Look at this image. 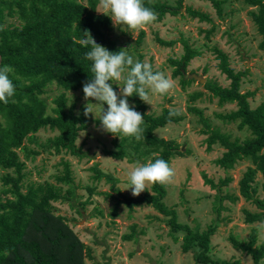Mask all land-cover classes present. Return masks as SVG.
<instances>
[{"label": "trees", "instance_id": "1", "mask_svg": "<svg viewBox=\"0 0 264 264\" xmlns=\"http://www.w3.org/2000/svg\"><path fill=\"white\" fill-rule=\"evenodd\" d=\"M208 1L221 17L223 1ZM244 1L258 7V11L250 15L262 38L260 48H264V2ZM143 2L158 14L155 22L163 20L167 14H179L182 6V0H175L176 5L158 0ZM98 3L99 0H0V66L7 64L14 69L10 79L16 85V95L13 98L16 102L10 100L7 105L0 102V264H85V259L91 258L90 247L72 230L66 217L58 214L52 205L54 201H65L74 206L75 185L68 165H65L64 173L56 177L59 183L67 185L64 191L60 186L45 182L29 185L23 192L21 181L25 164L20 160L17 149H25L22 146L24 139L30 138L31 141L32 136L41 128H50L57 133L47 140L46 146H52L55 153L65 150L74 155H82L75 140L78 132L86 129L89 118L82 113L77 115L71 107L66 108V92L80 90L83 93V83L90 79L91 62L85 59L88 49L80 46L73 38H82L83 31L87 29L96 42L109 51L117 52L122 49L109 36L110 18L96 12ZM186 12L192 18L211 20L207 13L191 6L186 7ZM7 18L15 20L7 22ZM143 36L141 31L136 42L139 43ZM156 41L166 46L176 42L160 37H156ZM179 41L183 53L178 58L170 57L168 62L173 69L172 77L179 78L180 86L185 90L186 85L193 81L187 77L186 68L199 53L183 37ZM215 51L220 59V71L230 82L228 86H222L207 80L204 86L210 96L217 98L219 105H236L234 110L215 115L224 123H236L237 128L248 131V135L243 139L232 138L230 133L212 126L195 106L191 105L189 109L199 115L202 133L207 134V149L210 150L214 144H220L224 148L221 156L215 160L217 165L232 169L236 163L245 159H250L254 164V168L249 167L239 181V191L246 200L252 201L261 209L259 212L244 210L245 222H262L264 199L255 196L257 187L252 186V183L257 172L264 179V103L255 108L250 106L249 98L254 92L240 91L241 80L246 71H234L228 64L227 55L217 48ZM137 59L142 62L141 53H138ZM49 84H55L62 91L54 97L55 106L51 108V113L47 112V104L41 98ZM200 95L201 92L190 94L189 101H194ZM129 102L133 103L136 111L144 115V138L140 141L135 138L121 139L118 142L114 140L115 148L105 149L106 155L116 160L143 163L137 153L141 156L144 152H150L151 148L155 151L151 158L153 162L156 158H162L170 164L173 156L183 154L177 141L153 134L158 127L179 122L182 115L170 120V109L167 107H163L156 115L146 113V104L138 96L130 97ZM94 123L100 126L99 117ZM143 145L146 148L140 150ZM229 180L226 177L222 183ZM206 182H210V179L207 178ZM211 184L214 186L212 181ZM215 188L219 190V186ZM262 190L264 191V183ZM120 195L130 212L137 206L146 205L166 217L170 226L169 233L175 241L178 236L172 232L183 231L181 249L183 252L192 250L196 264H240L239 260L216 259L210 254V237L216 229V222L208 225L205 230H193L188 225L177 222L175 210L162 201L166 195L165 185H151L150 191L136 197ZM226 196L231 201L237 198ZM223 197H216L219 202L215 209L217 215L222 208ZM80 206L83 208V203ZM81 208H77L79 213L82 212ZM131 227L133 229L134 224ZM134 234L133 229L124 238L129 240L134 238ZM228 240L234 249L248 255L252 264H261L264 258V240L257 246L256 230L251 231L246 242L234 235H230ZM6 251L10 255H5Z\"/></svg>", "mask_w": 264, "mask_h": 264}, {"label": "rangeland", "instance_id": "2", "mask_svg": "<svg viewBox=\"0 0 264 264\" xmlns=\"http://www.w3.org/2000/svg\"><path fill=\"white\" fill-rule=\"evenodd\" d=\"M158 1L176 5L175 0ZM221 1V17L208 0H182L179 14H167L163 20L132 33L114 28L110 22L108 33L116 44L134 59L141 53L142 62L151 64L154 72L162 71L174 81V88L167 94L150 95L151 105L144 102L146 113L156 115L163 107H167L179 109L183 116L179 122L166 124L153 131L159 138L177 141L183 152L182 155H175L171 159L170 166L175 175L171 182L165 185L166 195L162 201L175 210L177 222L186 224L193 230H205L208 225L216 222V229L210 237L212 257L239 260L240 264H252L248 255L232 247L228 237L234 235L246 242L251 231L256 230L257 246L264 240L258 231L259 222L246 223L244 216V210L259 212L261 209L252 201L246 200L239 191V181L249 167L254 168V164L250 159H245L236 163L232 169L217 165L215 160L221 156L224 148L220 144H214L210 150L207 149V134L202 133L199 115L189 109L191 105L195 106L212 126L230 133L232 138L243 139L248 135V131L239 130L236 123H224L216 117V113L229 112L234 110L236 105H219L217 98L210 96L204 86L207 80L222 86H228L230 82L220 71L216 48L227 55L228 64L234 71H246L241 80L240 91L254 92L249 98L250 106L255 108L264 103V48H260L262 38L250 15L257 12L258 7L244 0ZM188 6L207 13L211 20L190 17L186 12ZM97 10H100L98 5L96 12ZM15 19L7 18L6 21ZM141 31L144 36L137 43L136 39ZM156 37L176 42L166 46L158 43ZM182 37L199 53L189 62L186 75L194 73L204 79L202 82L193 79L186 85L185 90L181 88L179 78L172 77L173 69L168 62L170 57L178 58L183 53L179 41ZM113 87L119 91L116 85ZM60 92L61 89L55 84H49L41 95L47 104L48 113H51V108L55 106L54 97ZM195 92H201V95L194 101H189V95ZM66 96V108L71 107L76 113L83 114L86 103L83 93L80 90L67 91ZM91 102L95 103L94 100ZM129 104L133 105L132 102ZM93 111L96 118L99 117V109L93 106ZM88 118L86 129L79 131L75 140L82 155H74L65 150L55 153L52 146H46L47 140L57 133L50 128H41L36 132L32 136L34 141H30V138L24 139L22 146L25 149H17L20 160L25 164L22 170V191L25 192L29 185L45 182L60 186L64 191L67 185L59 183L56 177L62 175L65 165H68L75 185L74 206L65 201H54L52 205L58 214L66 217L72 230L90 247L91 258L87 257L85 264H196L193 251L183 252L181 249L183 231L172 232L178 236L175 241L169 233L170 226L166 217L146 205L137 206L130 212L120 195H132L131 189H126L130 183L128 173L138 163L145 164L151 160L155 151L149 148L150 152H144L141 156L137 153L143 163L128 162L126 159L116 160L106 155L105 149L115 148L114 140L118 142L134 137H113L99 131L100 126L95 125V119L91 115ZM143 126L142 124L141 127ZM144 148L145 145L140 150ZM1 174L2 171L0 176ZM226 177L230 180L222 183ZM207 178L210 182H206ZM211 181L214 186H219V190L212 186ZM1 183L0 180V190ZM263 183L262 174L257 172L252 186L257 187L255 196L260 199H264ZM150 190L151 185H148V191ZM226 195L237 198L231 201ZM218 196L224 197L221 200L222 208L217 215L215 209L219 205L216 199ZM80 203H83V208ZM77 208H81L82 212L79 213ZM133 224L134 238L125 239V235L132 232ZM261 264H264V258Z\"/></svg>", "mask_w": 264, "mask_h": 264}, {"label": "clouds", "instance_id": "3", "mask_svg": "<svg viewBox=\"0 0 264 264\" xmlns=\"http://www.w3.org/2000/svg\"><path fill=\"white\" fill-rule=\"evenodd\" d=\"M98 13L108 16L114 28L132 33L155 22L158 14L144 5L143 0H99ZM78 27V25H74ZM82 38H73L80 46L88 49L85 59L91 62L90 79L83 83V99L86 102L83 115H90L96 120L93 106L99 109V131L134 137L140 141L144 138V115L129 104V98L138 96L150 104V95H165L174 88V81L164 72L152 70L149 63L141 62L128 54L124 48L117 52L109 51L98 44L90 30H84ZM14 69L10 65L0 66V102L7 105L16 95V85L10 79ZM114 81L116 83H114ZM113 85L119 88L117 92ZM95 101L92 103L91 101ZM105 105L107 107L105 108ZM79 115V113H77ZM181 115L179 109L169 110V119ZM102 158V157H101ZM174 170L168 161L156 158L137 166L128 173L132 196H139L148 191V185H166L174 177ZM258 231L264 237V221L259 222ZM5 255H10L7 251Z\"/></svg>", "mask_w": 264, "mask_h": 264}, {"label": "water", "instance_id": "4", "mask_svg": "<svg viewBox=\"0 0 264 264\" xmlns=\"http://www.w3.org/2000/svg\"><path fill=\"white\" fill-rule=\"evenodd\" d=\"M187 77H188V78H192V79H197V80H199V81H201V82L204 80L203 77H201V76H197V75L194 74V73H191V74L187 75Z\"/></svg>", "mask_w": 264, "mask_h": 264}]
</instances>
